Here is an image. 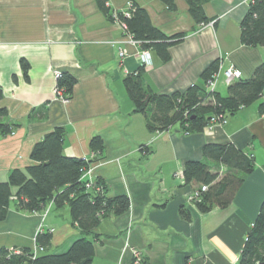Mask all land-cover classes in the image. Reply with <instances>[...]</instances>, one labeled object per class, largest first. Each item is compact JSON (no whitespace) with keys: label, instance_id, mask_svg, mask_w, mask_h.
<instances>
[{"label":"crops","instance_id":"0c3cea01","mask_svg":"<svg viewBox=\"0 0 264 264\" xmlns=\"http://www.w3.org/2000/svg\"><path fill=\"white\" fill-rule=\"evenodd\" d=\"M249 1L207 0L203 10L209 23L198 26L184 0H174V11L159 0H107L112 11L136 3L166 36L185 34L162 63L130 43L96 0H0V109L7 113L0 122L10 126L0 134V182L29 166L32 147L62 127L63 154L90 161L86 179L101 181L110 198L129 199L125 213L103 217L94 230L91 264H132L134 254L147 264H236L264 201V119L257 109L264 88L257 102L227 117L225 125L201 133H185L178 124L151 132L144 116L133 113L123 79L141 68L145 86L155 94H182L193 85L204 87L201 74L218 62L215 91L226 96L222 71L233 68L249 79L264 64V46L240 43L239 24ZM56 72L75 80L66 104L53 95ZM95 136L104 145L100 154L89 147ZM208 144L233 145L253 159L254 169L227 208L201 213L191 200L198 186L184 185L182 172L188 161L226 171L203 157ZM180 207L190 221L180 217ZM40 234L50 235L43 253L51 255L65 253L83 236L68 206L48 202L31 213L11 199L0 222V249L32 250Z\"/></svg>","mask_w":264,"mask_h":264},{"label":"trees","instance_id":"16d2710c","mask_svg":"<svg viewBox=\"0 0 264 264\" xmlns=\"http://www.w3.org/2000/svg\"><path fill=\"white\" fill-rule=\"evenodd\" d=\"M170 10H175L174 0H159ZM188 14L195 25L209 23L203 10L207 0H184ZM97 6L110 22L125 25L123 34L137 42L140 50L153 53L160 62L169 61V48L185 37L184 33L166 36L155 28L144 8L129 2L122 11H112L107 0H96ZM128 14V16H126ZM240 43L246 47L264 46V0H250L245 16L239 24ZM218 69V62L207 67L201 74L203 85ZM75 80L67 73H62L57 81L64 95L71 97ZM123 86L133 105V113L141 114L146 127L151 132H162L173 125L185 133H201L207 128L212 116H233L239 109L252 105L261 98L264 88V64L258 66L251 78L236 80L227 86L226 96L216 91L207 93L205 86L193 85L181 93L157 95L143 82V69L128 74L123 79ZM3 93L0 89V99ZM258 113L264 119V101L258 105ZM7 115L0 109V119ZM10 132V126L0 122V134ZM65 129L56 127L36 143L29 154L31 164L24 170H12L6 182H0V222L8 210L11 199L17 201L20 209L31 213L43 210L48 202L55 208L68 206L72 221L79 227L83 236L76 240L63 254L41 253L35 258L29 248H1L0 264H91L94 256V240L98 235L94 230L100 220L112 214L119 216L129 208L126 196L108 197L101 181L94 182V188L88 192L81 180L82 170L90 161L67 157L63 154ZM89 147L95 154L104 148L102 140L95 136L90 139ZM203 157L226 171L214 172L204 161H188L184 165L182 180L184 185L206 186L195 202L201 213L213 208H227L245 176L254 169L253 159L231 144H208L202 149ZM16 189L13 195L12 189ZM179 215L190 221V215L184 207L179 208ZM93 235V239H88ZM50 235L36 236V246L43 249L49 245ZM135 261L133 260V263ZM137 264H147L140 258ZM236 264H264V201L245 239Z\"/></svg>","mask_w":264,"mask_h":264},{"label":"built area","instance_id":"2783aa9c","mask_svg":"<svg viewBox=\"0 0 264 264\" xmlns=\"http://www.w3.org/2000/svg\"><path fill=\"white\" fill-rule=\"evenodd\" d=\"M126 16H128V14H126ZM119 24L121 25V29L124 32L125 31V25L121 24V23H119ZM129 42L132 44H137V42L133 41L130 37H129ZM118 54L120 57H123L124 56L123 50L119 49ZM142 55H143V57H149L148 52H144ZM222 75L224 78V84L226 86L231 85L236 80L241 78V72L236 70V69H233V68H228V69L222 71ZM60 77H61V74L56 72L55 73V79L59 80ZM218 78H219V71L218 72L216 71L210 76L209 79H207L205 81V90L207 93H212L215 91V87L217 85ZM53 95L55 96V98H57L63 104H66L68 102L69 98L66 95H64L63 89L59 88L57 84L55 85V87L53 89ZM226 122H227V118H225L224 116H221V117L212 116L210 121H209L207 128L210 129L215 125L222 126V125H225ZM81 160H84V159H81ZM85 161H87V160H85ZM86 174H87V168L85 170H82V177H81V180H83L85 182L86 190L88 192H90L92 190L99 191L100 188H94L93 182L86 179ZM177 177L179 178L180 176L177 175ZM206 189H207L206 186H204V185L200 186L198 188V190L191 196V200L194 202L198 201L201 193L205 192ZM43 252H44V249L42 247H37V246L33 247V249H32L33 257L32 258H35L37 255H39ZM139 260H140V256L138 254H134L135 264H137L139 262Z\"/></svg>","mask_w":264,"mask_h":264},{"label":"water","instance_id":"95a60500","mask_svg":"<svg viewBox=\"0 0 264 264\" xmlns=\"http://www.w3.org/2000/svg\"><path fill=\"white\" fill-rule=\"evenodd\" d=\"M12 199H14V198H12Z\"/></svg>","mask_w":264,"mask_h":264}]
</instances>
